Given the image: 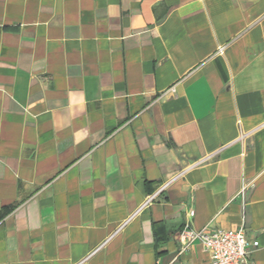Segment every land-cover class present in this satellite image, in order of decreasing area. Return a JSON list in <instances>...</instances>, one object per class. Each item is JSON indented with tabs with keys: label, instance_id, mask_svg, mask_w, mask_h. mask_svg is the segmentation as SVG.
Here are the masks:
<instances>
[{
	"label": "crops",
	"instance_id": "crops-1",
	"mask_svg": "<svg viewBox=\"0 0 264 264\" xmlns=\"http://www.w3.org/2000/svg\"><path fill=\"white\" fill-rule=\"evenodd\" d=\"M191 210L264 264V0H0V264H213Z\"/></svg>",
	"mask_w": 264,
	"mask_h": 264
},
{
	"label": "built area",
	"instance_id": "built-area-1",
	"mask_svg": "<svg viewBox=\"0 0 264 264\" xmlns=\"http://www.w3.org/2000/svg\"><path fill=\"white\" fill-rule=\"evenodd\" d=\"M180 175L181 173L176 177ZM176 177L165 181L155 192L148 194L139 209L154 201L158 194L168 187ZM188 213L190 217L178 234L181 251H186L192 244L200 241L203 243L213 264H254L253 252L259 245V241L248 237L244 228L210 229L203 227L197 229L193 227L192 221L195 211L191 210Z\"/></svg>",
	"mask_w": 264,
	"mask_h": 264
}]
</instances>
